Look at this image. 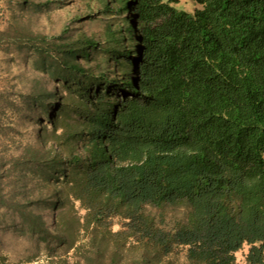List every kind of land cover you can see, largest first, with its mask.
<instances>
[{"label":"trees","instance_id":"trees-1","mask_svg":"<svg viewBox=\"0 0 264 264\" xmlns=\"http://www.w3.org/2000/svg\"><path fill=\"white\" fill-rule=\"evenodd\" d=\"M193 1L96 0L129 13L102 43L0 27L40 72L22 95L39 130L0 145V207L39 264H238L244 244L264 264V0Z\"/></svg>","mask_w":264,"mask_h":264},{"label":"rangeland","instance_id":"rangeland-1","mask_svg":"<svg viewBox=\"0 0 264 264\" xmlns=\"http://www.w3.org/2000/svg\"><path fill=\"white\" fill-rule=\"evenodd\" d=\"M179 9L192 12L199 7L193 0H178ZM129 13L110 12L104 14L96 0H0V27H22L25 31L41 33L47 37L64 35L68 40L80 33L93 35L104 41V25L112 20L125 26L123 19ZM131 39L122 38L121 43L130 47ZM34 54L23 43L18 47L2 42L0 44V145L14 151L20 143L32 139L39 130V113L26 108L22 95L39 78L40 72L33 67ZM50 87V86H49ZM1 147V146H0ZM15 153V152H14ZM34 180L26 183L33 187ZM28 194V193H27ZM26 194V195H27ZM36 192L25 195L32 199ZM181 207L166 208L165 223L171 225L173 217H181ZM49 211L44 207L39 212ZM152 211V210H151ZM154 212V210L152 211ZM45 218L50 219L45 214ZM123 219H111L113 230L121 229ZM25 226L16 215L0 207V264H39L46 262L47 253L43 243L23 232ZM249 246L244 244L236 252L238 264H242ZM174 258L184 259V251H177ZM129 257V255H128Z\"/></svg>","mask_w":264,"mask_h":264}]
</instances>
